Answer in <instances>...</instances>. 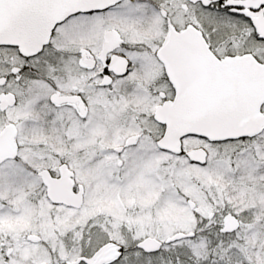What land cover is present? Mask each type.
<instances>
[{"label":"snow or ice","instance_id":"1","mask_svg":"<svg viewBox=\"0 0 264 264\" xmlns=\"http://www.w3.org/2000/svg\"><path fill=\"white\" fill-rule=\"evenodd\" d=\"M0 264H264V0H0Z\"/></svg>","mask_w":264,"mask_h":264}]
</instances>
